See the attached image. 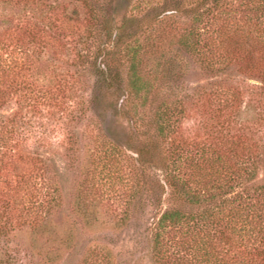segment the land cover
<instances>
[{
  "label": "trees",
  "instance_id": "1",
  "mask_svg": "<svg viewBox=\"0 0 264 264\" xmlns=\"http://www.w3.org/2000/svg\"><path fill=\"white\" fill-rule=\"evenodd\" d=\"M3 4L41 17L17 19L0 33V108L12 96L19 105L11 116L0 115V172L13 155L32 168L41 162L36 146L48 144L53 111H67L73 86L71 76L63 73L54 76V86L39 85L32 74L34 58L47 51L66 54L80 29L65 5L57 10L59 16L44 0H0ZM137 7L142 8L139 16L104 21L102 43L93 59L106 93L124 96L119 113L138 116L137 108L146 107L156 94L161 77L145 70L146 61L169 37L176 36L182 49L217 78L180 99L156 105L153 123L165 150L148 135L141 117L136 121L139 129L135 126V135L128 138L131 142L136 134L143 135L133 150L135 161L160 164L163 176L154 188L169 189L180 205L164 209L154 224L153 261L264 264V0H139ZM87 9L89 24H94L98 13ZM177 17L183 18L181 23ZM75 56L77 62L86 59L81 52ZM250 78L260 84L247 83ZM243 102L254 107L250 118L240 115ZM44 109L50 115L46 121ZM190 110L197 116L198 132L188 141L182 124ZM258 170L263 177L255 180ZM18 180L11 188L14 193H0V200H16L19 190L33 196L34 181ZM27 215L42 229L41 219ZM6 227L0 223V233Z\"/></svg>",
  "mask_w": 264,
  "mask_h": 264
},
{
  "label": "rangeland",
  "instance_id": "2",
  "mask_svg": "<svg viewBox=\"0 0 264 264\" xmlns=\"http://www.w3.org/2000/svg\"><path fill=\"white\" fill-rule=\"evenodd\" d=\"M44 2L56 11L65 5L66 14L78 18L80 29L66 54L47 51L35 55L33 78L48 88L54 86L55 75L68 74L73 87L65 99L67 111H53L48 144L36 146L41 162L32 168L13 155L1 167L0 193H14L11 188L17 178L34 182L31 197L19 190L15 195L18 198L7 203L1 196L0 223L7 227L0 233V264H155L151 254L154 224L164 209L180 205L169 189L154 188L163 176L160 164L135 161L133 150L143 135L136 134L131 142L128 138L135 135V126L139 129L136 121L141 117L143 124H148V135L158 142L159 149L165 150L166 143L156 137L153 123L156 105L162 100L180 99L217 78L182 49L176 36L169 37L158 53L146 61L145 70L150 75L158 72L161 77L156 94L146 107L137 108L138 116L121 114L117 108L123 94L106 93L98 81L93 59L102 43L104 21L139 16V0ZM88 6L98 13V20L91 25ZM11 7L0 5V33L17 19L40 20L36 11L31 17L29 10ZM182 20L176 19L179 23ZM142 38L141 34L139 39ZM77 52L86 55L83 62L76 61ZM121 75L124 79L125 72ZM246 82L260 84L252 78ZM16 102L17 97L12 96L0 108V115L11 116L19 106ZM47 109L42 111L43 121L50 117ZM253 112L254 107L242 103V117L250 118ZM186 116L182 134L189 141L198 132L197 116L194 110ZM140 129L142 132L141 126ZM30 145L31 141L25 145L29 151ZM2 151L0 148V154ZM256 175L255 180L263 177L261 170ZM29 198L31 203H27ZM39 203L41 206L37 207ZM28 213L43 221L42 229L32 225L30 221L35 217L29 220Z\"/></svg>",
  "mask_w": 264,
  "mask_h": 264
}]
</instances>
